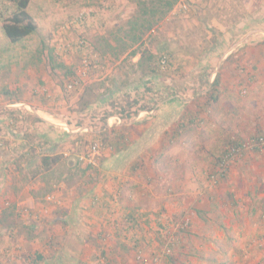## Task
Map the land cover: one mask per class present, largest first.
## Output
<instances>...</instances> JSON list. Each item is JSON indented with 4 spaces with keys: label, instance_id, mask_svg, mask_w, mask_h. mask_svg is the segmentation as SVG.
<instances>
[{
    "label": "rangeland",
    "instance_id": "rangeland-1",
    "mask_svg": "<svg viewBox=\"0 0 264 264\" xmlns=\"http://www.w3.org/2000/svg\"><path fill=\"white\" fill-rule=\"evenodd\" d=\"M180 1L188 9L178 5L146 39L156 62L166 58L154 72L144 69L147 58L138 63L140 55L129 51L115 57L99 41L132 14V0H31L39 30L19 43L7 39L0 21V114L8 137L31 134L22 112L36 107L53 114L57 131H69L61 148L43 149L58 158L38 193L39 207L36 186L34 197L21 203L24 180L9 185L0 201V251L9 248L7 261L36 264L14 261L18 248L24 256H60L56 264H264V0ZM78 16L84 19L73 22ZM88 86L93 98L125 94L119 101L135 100L138 110L98 101L80 121L78 100ZM96 112L105 122L97 133ZM135 125L142 129L133 131L136 145L128 130ZM102 132L113 147L124 142L120 160L113 147L92 154L91 145L100 142L93 136ZM14 143L5 149L0 140L4 160L25 157L27 144L17 143L19 156L11 153ZM69 150L73 170L59 153ZM30 159L19 177H36V154ZM54 192L60 204L47 200L42 210ZM107 200L149 214L144 230L119 234L126 248L100 233L102 218L113 220L100 208Z\"/></svg>",
    "mask_w": 264,
    "mask_h": 264
},
{
    "label": "trees",
    "instance_id": "trees-1",
    "mask_svg": "<svg viewBox=\"0 0 264 264\" xmlns=\"http://www.w3.org/2000/svg\"><path fill=\"white\" fill-rule=\"evenodd\" d=\"M1 1H3V5L0 8V21H2L3 23L2 31L4 35L7 37V39L10 40L11 43H19L29 38L30 36L36 34V32L39 30V26L34 16L29 12V5L31 0H1ZM132 2L135 5V10L132 12V14L119 25L112 27L107 34L100 36L99 41L103 44V46L107 50H111L112 53L115 55V57H118L121 54L127 53L129 51L128 52L129 56H136L137 54L140 55L138 63H142L143 59L147 58L148 64L144 69L154 72L156 70V67L154 66L157 63L159 64L158 65L159 67L163 65L162 64L163 58H161L158 62L154 60V57H156V55L145 47L147 43L146 39L155 30L156 26L166 17V15L176 8L180 0H132ZM79 17L81 16H78L76 19H78ZM143 48L145 49L143 50ZM103 53L104 51L102 52V54ZM220 81H221L220 76H217L215 80L210 84L211 88L209 92H210V97L213 100H218L219 88L217 87ZM89 87L90 86H88V89L85 90L81 98H79L78 100V103L80 104L79 107L80 110L78 112L80 121L86 116L85 112L91 111L94 104L98 101H100L101 104H103L105 101L112 99L110 101V105H112V107H115V105H118L117 103L120 102L118 107L121 110L124 109L125 112L127 111L130 114H133L135 110H138L137 107L139 106H137V102L135 100L133 101L131 100L130 102L119 101L124 99V97H127V95L125 96V94L124 96L121 95V97H119L117 100V99H113L114 94L112 97L110 95L105 97V91H104L101 93H97L98 95L93 98L90 94ZM85 88H87V86H85ZM98 114H99L98 112L93 114L94 117L93 119H95L96 125L92 127V131H95L96 133L98 130H100L103 127L101 125L105 124L103 120L98 119L99 117ZM93 138L95 139L100 138L99 140L100 142H98V144H101L104 147L113 146L111 144V141L109 140V134H106V132L96 134L93 136ZM92 146L93 144L91 145V148ZM43 158L46 159L44 162L45 165H47L50 162L49 159H52L53 162H55L58 157L52 158L50 156H44ZM57 197L61 200V197L56 195L55 192L53 194L46 195L45 204L47 205L46 206L41 205L42 206L41 209L43 210V207H48V201L60 204V201L58 200ZM10 203L11 202H9V204ZM15 204L13 203L12 206H14ZM100 208L101 210H103V212H109L110 203L107 204V202H103ZM26 210L27 208L24 209V211ZM31 211L33 212V210ZM120 212L122 214H120L118 217H116V214H118V212L116 211L111 212L114 221L110 223V225L108 226L102 225L100 233L107 238L114 239L119 244L121 243V245L126 248L128 243L125 240H120L119 234L122 233L126 234L127 233L126 231L135 228H141L142 230H144L145 227L143 226L142 221L148 224L150 217L149 214H147V212L141 211L138 207H135L134 209H130L129 212L126 211L124 212L120 211ZM120 217H122L123 220L122 218L120 220L119 219ZM54 221L59 222V219L55 218ZM163 227L165 226L163 225ZM113 234L117 238H115ZM137 241L139 243L138 238ZM142 247L146 249L145 248L146 244L143 245ZM15 248L16 247H14V249ZM8 250L9 248L5 250L6 253L4 251H0V264H13L11 261H7V259L10 258L9 255L7 256ZM16 250L18 251V253L14 254L15 256L13 258L14 261L22 258L25 263L32 260L36 262V264H38V262L42 260L46 262V264H51L52 262L56 264L57 261L60 259V256H58L57 258H55L56 259L55 261H52V259L49 260L46 258L44 254H42L39 251L33 253L27 252L29 254L27 256H24L21 252H19L18 248ZM5 258L6 260L4 263Z\"/></svg>",
    "mask_w": 264,
    "mask_h": 264
},
{
    "label": "crops",
    "instance_id": "crops-1",
    "mask_svg": "<svg viewBox=\"0 0 264 264\" xmlns=\"http://www.w3.org/2000/svg\"><path fill=\"white\" fill-rule=\"evenodd\" d=\"M38 104H41L40 102H38ZM28 111V112H27ZM22 112L23 114V120H27L25 121L26 123H28L29 125V132H31V134L27 135V136H19V138L17 140H15L12 137H8L7 134H9V132L7 131V127L4 125V120H2V118H5L6 116L3 114H0V137H1V141H3L5 143V149H8L10 142L13 140L15 143L12 145V149H11V153L15 152L16 150V155H19L17 152L19 151L17 147V143H19V146H23L25 144H27V148L24 149L22 151V155L25 156L24 158H16V159H11V160H4L5 157L3 155H6V152H4L5 149L1 148L0 146V201L2 200V198H6L8 197V194H5L6 189H12L10 187H8L9 185L13 184L14 182H19L21 180H24L28 183V188L27 191L24 193V198H26L25 202H21L24 203L25 205L27 204V202H29L34 195H32L31 193V188L36 186V207H39V203L41 201V197L39 195H42V193H39V191L41 190H45L46 187H48L47 185L50 183V178L51 175L48 174L49 172H51V170L55 169V167L57 166L56 163L53 162L52 159H49V164L45 165V160L43 157L45 156V154H42L43 149L46 148L45 145L47 146H55V149L57 147L61 148L62 145H64V142L62 140L61 142V136L63 134L66 135L67 132L69 131H65V127L64 125H61L63 128V130L65 131V133L63 132H59L57 131L58 129L56 128V122L55 119H52L51 116H53V114H51L50 112H47L46 109H42V107H36V109H30ZM143 112V111H141ZM2 117V118H1ZM115 118H117L119 120V123H121V119L119 116H115ZM4 126V127H2ZM66 126V125H65ZM57 129V130H56ZM128 130H132L131 132V143L135 144L136 143V138H135V132H133L134 130L136 131H141L142 129L139 127H135L134 128H129ZM59 132V133H58ZM72 132V131H71ZM73 132H77V131H73ZM72 132V133H73ZM31 138V141L34 140V143L29 141L28 139ZM23 142H20V141ZM124 142H115L113 149L115 150L117 148V151L114 153L116 155V157H120L122 155L121 150H123ZM36 145V146H35ZM136 145V144H135ZM118 146V147H116ZM31 147L30 150H28ZM111 146L106 147L105 149V153H107L106 151L111 150L112 149ZM135 146H130L129 148H132ZM128 148V149H129ZM54 149V150H55ZM60 154H62V159L63 161H65L66 167L68 170H73L74 168L72 167V165H74L71 162V155H72V151L69 150V152L63 151V152H59ZM3 154V155H1ZM33 154H36V168L38 169L36 171V177L32 178L31 180L28 178L26 179V177H19L18 176V171H26L28 170L31 166V164H33V161L30 159L31 156ZM68 154V156H67ZM70 154V155H69ZM52 154H46V156H51ZM7 156H9V154H7ZM6 156V157H7ZM122 157H120L118 160H120ZM7 161V162H6ZM55 164V165H54ZM135 164H131V166H134ZM41 173V174H39ZM46 173V174H45ZM48 174V176H46ZM67 175V174H66ZM65 175V176H66ZM17 184L15 183L12 187H15ZM39 193V195H38ZM4 195V196H3ZM110 200H107V204H109ZM15 202V201H14ZM17 205H24V204H20L19 199L18 201H16ZM136 206H119V205H114V204H110V210L109 212H113L116 211L118 212V214H116V217L119 216V214H121L120 211H126L129 212L130 209H134ZM1 205H0V214L2 211ZM141 211L144 210V208H139ZM2 215H0L1 217ZM72 216V215H71ZM111 218V217H110ZM110 218L108 217H103L102 219V225L103 226H107L106 222L108 223H112L114 221L113 220H109Z\"/></svg>",
    "mask_w": 264,
    "mask_h": 264
},
{
    "label": "built area",
    "instance_id": "built-area-1",
    "mask_svg": "<svg viewBox=\"0 0 264 264\" xmlns=\"http://www.w3.org/2000/svg\"><path fill=\"white\" fill-rule=\"evenodd\" d=\"M180 2H181V1H180ZM180 2L177 4V6H178V5H182V8H183V9H188V4H187L186 2H181V3H180ZM177 6H176V7H177ZM83 19H84V16H81V17H79L78 19L73 20V22H74V21H82ZM84 62H85V65H86V67H87L88 64L86 63V61H84ZM165 62H166V58L163 57L162 64H164ZM88 68H89V66H88L87 68H85V72H86V70H87ZM70 86H73V84L71 83ZM260 143H261V141H260ZM105 149H106V147H104L103 145L98 144V142H96V143L93 144V146H92V148H91V151H92V154H93V155H102V154L104 153ZM91 161H92V160H91Z\"/></svg>",
    "mask_w": 264,
    "mask_h": 264
}]
</instances>
